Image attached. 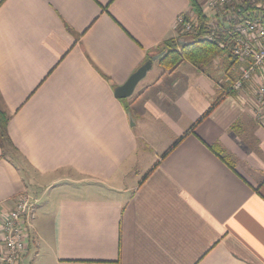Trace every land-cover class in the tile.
<instances>
[{"label": "crops", "instance_id": "obj_1", "mask_svg": "<svg viewBox=\"0 0 264 264\" xmlns=\"http://www.w3.org/2000/svg\"><path fill=\"white\" fill-rule=\"evenodd\" d=\"M190 12L189 0H0L14 147H0V210L28 185L46 195L29 264H264V117L233 94L197 122L237 74L157 59L114 94Z\"/></svg>", "mask_w": 264, "mask_h": 264}, {"label": "built area", "instance_id": "obj_2", "mask_svg": "<svg viewBox=\"0 0 264 264\" xmlns=\"http://www.w3.org/2000/svg\"><path fill=\"white\" fill-rule=\"evenodd\" d=\"M207 10H216L223 33L219 45L239 65L238 74L230 85L236 94L246 96L252 115L264 117V0H207ZM190 20L194 14L188 13ZM219 21V19H218ZM191 21L184 13L177 18V28L188 31ZM181 30V31H180ZM227 91V90H226ZM39 202L36 193H20L12 206L0 210V264H29L26 255L29 248L30 232L33 229L35 208Z\"/></svg>", "mask_w": 264, "mask_h": 264}, {"label": "trees", "instance_id": "obj_3", "mask_svg": "<svg viewBox=\"0 0 264 264\" xmlns=\"http://www.w3.org/2000/svg\"><path fill=\"white\" fill-rule=\"evenodd\" d=\"M189 1L191 11L194 14L195 19L190 20L188 13H184V18L189 22L191 21L190 29L184 33H178L176 38L167 39L156 47L157 53L163 52L157 62L164 69H173L184 60L189 61L197 68H204L211 65L217 57L227 52L225 48H222L219 45V41L223 39V33L217 34V27H222L221 22L217 21L213 26L210 18L203 13L198 1ZM179 39L181 40L180 42H178ZM227 57L231 58V55L227 54ZM233 62L235 63V60H233L232 63ZM233 94L235 93L230 88L220 94L199 117L197 122L211 112L222 96ZM7 122V115L0 109V147L3 152L14 148L8 134ZM193 127L194 124L191 126V129ZM184 134H186V132ZM177 143L178 141H176L172 146ZM209 149L219 156L228 166L232 167L231 162L223 155L219 145H211L209 146ZM166 152L163 153L162 156H164Z\"/></svg>", "mask_w": 264, "mask_h": 264}, {"label": "rangeland", "instance_id": "obj_4", "mask_svg": "<svg viewBox=\"0 0 264 264\" xmlns=\"http://www.w3.org/2000/svg\"><path fill=\"white\" fill-rule=\"evenodd\" d=\"M203 12L205 13V15H207L213 26L215 25V23L218 21L221 22V20H223V18H219L217 17V9L216 10H204L203 9ZM181 31V30H180ZM180 33H184V31H181ZM216 64H215V69L217 71V76H224L225 74L231 78L234 77L233 74H238V67L239 65L237 63H232L233 59L232 58H225L224 59H221L220 57H217L216 58ZM213 63V62H212ZM155 66H153V69H156V65L157 64H154ZM226 90L229 89V88H225ZM9 158H11L12 160H14L15 164L17 166H20V163H21V160H19V158L17 159L16 155H15V152H11L9 153ZM146 160V159H145ZM28 191H30L31 193H36L38 194V196L40 197L41 201L40 203H38L37 207L35 208V211L37 210L39 204H42L44 202V199H45V192L42 190V188L40 187H32L31 185H28ZM34 219H33V223H34ZM36 250V247H32V252Z\"/></svg>", "mask_w": 264, "mask_h": 264}, {"label": "water", "instance_id": "obj_5", "mask_svg": "<svg viewBox=\"0 0 264 264\" xmlns=\"http://www.w3.org/2000/svg\"><path fill=\"white\" fill-rule=\"evenodd\" d=\"M181 40L179 39L178 42ZM163 52H159L153 55H150L148 59H146L133 73L129 75V77L126 79V81L117 86L114 89V94L117 97H127L129 96L137 82L142 79L146 72L151 68L152 63L157 60L159 57H161Z\"/></svg>", "mask_w": 264, "mask_h": 264}]
</instances>
